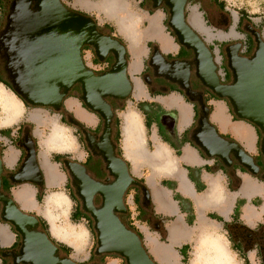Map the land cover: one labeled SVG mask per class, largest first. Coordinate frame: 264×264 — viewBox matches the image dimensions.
I'll return each mask as SVG.
<instances>
[{"label":"crops","instance_id":"1","mask_svg":"<svg viewBox=\"0 0 264 264\" xmlns=\"http://www.w3.org/2000/svg\"><path fill=\"white\" fill-rule=\"evenodd\" d=\"M83 1L81 9L95 18L98 28L105 31L103 27H109L106 34L121 42L126 49V73L132 85L131 93L125 100H108L114 112L110 123V144L125 160L130 175L137 181L124 195L127 208L122 215L124 224L139 234L157 264H188L197 230L209 225L231 240V248L243 263L261 264L264 251V157L260 152V139L263 133L249 121L237 118L228 101L216 96L196 74L194 52L180 45L167 25V6H155L152 0H115L116 4L124 3L126 13L123 17L121 12L110 15L96 7L98 0H85L87 4ZM211 1L209 4V0H189L186 16L213 52L220 80L227 83L231 79L225 58L228 49L241 43L239 53L251 54L255 47V33L259 32L264 38V11L251 16L243 9L231 12L222 0ZM128 13L133 16L132 20L127 18ZM193 13L195 23L191 18ZM86 52L89 59L88 62L84 60L86 66L97 73L108 69L114 61L111 53L99 61L90 49H83V57ZM201 99L209 108V122L217 133L227 142L239 145L253 159L258 166L256 173L250 172L247 162L231 150L224 157L209 155L196 144L193 135L201 116ZM21 103L25 110L24 103ZM63 109L99 136L103 120L84 108L78 94L72 92L64 100ZM125 113L136 119V128H131L129 134L123 131ZM30 118L43 122V116L37 118L30 113ZM23 125L25 123L15 128L0 126L3 170H14L22 158L18 137ZM138 129L141 130L138 132ZM32 135L37 143L33 131ZM80 139L78 145L82 153L69 159L83 165L92 161L98 171L105 172L101 156L91 157L84 140ZM42 145L47 150H61L70 142L56 146L43 139ZM36 149L44 179L38 192L40 200L37 201V190L30 183L12 187L10 192L24 210L33 212L41 220L52 241L64 247L68 254L78 253L70 244L71 237L82 239L84 235H91L94 238L88 216L57 158L62 155L51 158L45 153L40 154L37 144ZM86 174L90 179L94 177L89 170ZM144 189L149 200L144 198ZM46 190L50 194L42 202ZM53 209L55 213H52ZM15 243L14 232L1 221L0 248ZM91 249L92 246L88 250L83 248V257L89 259ZM112 258L106 256L104 264L112 261L113 264H123L121 258ZM0 261L10 264L9 261Z\"/></svg>","mask_w":264,"mask_h":264},{"label":"water","instance_id":"2","mask_svg":"<svg viewBox=\"0 0 264 264\" xmlns=\"http://www.w3.org/2000/svg\"><path fill=\"white\" fill-rule=\"evenodd\" d=\"M152 1L155 6H167V25L178 43L194 52L196 74L204 84L216 96L228 101L237 118L249 121L263 133L260 152L264 157L262 35L255 33V47L248 56L239 53L241 43L228 49L225 58L231 79L223 83L217 74L213 52L187 19L189 0ZM84 47H90L99 61L111 53L114 61L110 68L96 73L87 67L82 56ZM0 58L12 92L27 105L59 112L63 109L64 100L78 86L81 92L78 99L84 108L103 120L99 142L94 145L100 151L109 177L113 180L107 178L106 183L95 181L88 177L85 167L79 162L63 160L81 200V207L93 220L95 259L87 264H101L98 258L103 254L117 255L124 260V264H157L141 237L119 217L127 212L124 195L128 187L137 184L129 173L127 163L115 153L109 141L114 112L108 99L125 100L132 88L126 73L125 46L104 34L93 17L69 8L62 0H11L5 23L0 29ZM200 102L201 116L193 135L196 144L209 155L224 157L231 150L247 162L250 172L256 173L258 166L253 163V159L239 145L227 142L217 133L209 122V108L203 99ZM68 121L80 125L73 116ZM83 133L87 134L88 131L84 129ZM20 146L25 149V155L18 170L11 173L10 181L42 187L44 179L30 130L24 132ZM2 170L0 158V173ZM96 196L100 198L98 206L94 204ZM144 198L149 200L145 189ZM0 201L3 203L0 220L10 224L20 237L17 249L13 251L16 264H80L69 255L59 256V248L40 226L38 217L24 212L13 195L0 190Z\"/></svg>","mask_w":264,"mask_h":264},{"label":"rangeland","instance_id":"3","mask_svg":"<svg viewBox=\"0 0 264 264\" xmlns=\"http://www.w3.org/2000/svg\"><path fill=\"white\" fill-rule=\"evenodd\" d=\"M82 1L83 0H74L73 1L74 5H72V3H71L72 0H62V2L66 6H68L69 8H72L76 11L90 15V14L86 13L83 9H81L82 8ZM222 2L227 8H229V10L231 12L233 10H236V9H243V10L248 11L249 15L257 16L262 11H264V0H222ZM8 7H9V0H4V5L2 3H0V29L3 27V25L5 23V16H6V13L8 11ZM103 29L106 32H109V27L104 26ZM84 55H86V56L83 57V60H86L88 62L89 59L87 58V52L84 53ZM0 67L3 69V62L1 60V58H0ZM5 88L12 92V90H10L9 88H7V87H5ZM73 93L79 94V92L76 90H73ZM108 100L110 101L111 99H108ZM34 111H41L42 112V116H43V122L42 123L35 122L30 118V113L34 112ZM1 112H2V109L0 106V117L5 118V115L3 114V112L2 113ZM61 113L70 115L67 112L65 113L64 109H62L59 112H56V111L51 110V109L37 108V107H32V106L28 105V106H25V112L20 116V118L17 121L12 122L10 124L9 123H0V126L10 125L13 128H15L21 123H25L26 125H30L32 131L34 132L35 140L37 142L36 143L37 148H38V150H40V154L45 153L48 157H51V158L55 157L56 155L68 156L70 158V157L76 156L77 154L82 153V149L79 148V145H78V143L81 139L79 138L78 132L76 131V128L74 126H70L68 124L60 123L59 115ZM53 120L56 121L58 124L66 127L65 133L70 140V145H68L67 147H65L64 149H61V150L55 149V148L47 150L42 145V140L46 138V136L49 134V132L52 128V121ZM92 133H95V131H92ZM87 167H89V166L87 165ZM96 177L99 178L100 174L99 173L96 174ZM48 194H50V192L48 190H46L43 193L44 197L42 198V202H44V199ZM38 200L39 199H37V201ZM52 213H55L54 209L52 210ZM57 223L59 224V222H57ZM127 227L130 228L129 226H127ZM77 229H78V227H77ZM70 244H72L74 246V248H76V250H78V253H79V257H77V254H78L77 252L76 253L75 252L69 253V256L73 260L77 261L78 263H82V262H87L88 260L92 259V253H93V250L95 248L96 242H95V239L92 238L91 235H84L82 239H76L74 237H71ZM91 246H92L91 257L89 259H87V258L83 257V248H86L88 250ZM77 247H78V249H77ZM0 251L3 253L2 257H5L4 254L8 253L10 251V249L8 248V246H5L4 248H0ZM106 256H109L111 258L113 257L111 255H106V254L99 256L98 260L101 264H104V262H105L104 258ZM117 257H119V256H117ZM238 259H239V264H245L241 261V259L239 257H238ZM8 261L11 263L12 259L8 258ZM113 262L114 261L110 262L109 264H113ZM0 264H2L1 261H0ZM123 264H124V262H123ZM188 264H190V262H188Z\"/></svg>","mask_w":264,"mask_h":264},{"label":"flooded vegetation","instance_id":"4","mask_svg":"<svg viewBox=\"0 0 264 264\" xmlns=\"http://www.w3.org/2000/svg\"><path fill=\"white\" fill-rule=\"evenodd\" d=\"M10 1L11 0H9V3H10ZM200 2H202V0H199ZM0 3H2L3 5H4V0H0ZM210 3H212V1L211 0H209V4ZM216 5L218 6V4L216 3ZM104 34H106V32L105 31H103L102 29H100ZM106 35H109V34H106ZM85 49H90L91 50V52L93 53V51H92V49L90 48V47H85ZM94 54V53H93ZM113 63V62H112ZM112 63L109 65V67H108V69L110 68V66L112 65ZM107 70V69H106ZM105 71V70H104ZM96 72V71H95ZM103 72V71H102ZM97 73V72H96ZM101 73V72H100ZM0 80H3V81H6V79H5V74H4V71H3V69L0 67ZM7 82V81H6ZM74 90H76V91H78L79 92V94L78 95H80V90H79V88H78V86H76V87H74ZM111 100H115V99H111ZM71 116H73V115H67V114H64V113H61V116H60V118H59V120L61 121V122H65L66 124H68V125H70V126H74L75 128H76V131L78 132V135H79V137L80 138H82L83 140H84V144H85V147L87 148V152L89 153V155L91 156V157H93L94 155H96V156H98V155H100L101 156V154H100V151L95 147V142H99V136H100V134H101V132H102V129H103V127L101 128V129H99L100 130V134H99V136H98V134H97V132L95 131V133H92V131H88V129L84 126V124H82V123H80L79 122V126H77V125H74V124H72V123H70L69 121H68V119L71 117ZM84 129H86L87 131H88V133L87 134H85V133H83V130ZM27 130H30L31 132H32V129H31V126L30 125H23V126H21L20 127V130H19V137H18V141H20V143L22 142V137H23V134H24V132L25 131H27ZM98 130V131H99ZM22 148V147H21ZM22 151H23V155H22V158H21V160H20V162H19V164L17 165V167L14 169V170H12V171H9V170H2V172L0 173V177H1V191L4 193V194H8V195H11L12 196V194H11V192H10V189L12 188V187H19L20 185H22V184H24V183H20V184H14V183H12L11 181H10V175H11V173H14V172H16L17 170H18V168H19V166H20V164H21V162H22V160H23V157H24V155H25V149L24 148H22ZM59 160H60V163H61V165L63 166V168L65 169V171H66V173H67V177H68V180H69V182H70V184H72V179H71V177H70V175H69V173H68V171L66 170V168L64 167V164H63V160L64 159H69V157L68 156H59V157H57ZM101 158H102V156H101ZM103 159V158H102ZM72 160V159H71ZM72 161H74V160H72ZM104 161V160H103ZM81 164V163H80ZM83 165V164H82ZM87 165L89 166V167H87ZM84 167H85V172L86 171H88L89 170V172H91L92 173V175L94 176V177H92L91 179H93V180H95V181H99V182H105L106 183V179L107 178H109V181H111V180H113V178L112 177H109V174H108V171L105 169V172H102V171H98V168L96 167V164H92V161H88L86 164H84L83 165ZM105 167H106V163H105ZM100 174V177L99 178H97L96 177V174ZM103 175V176H102ZM102 177V179L100 180V178ZM34 188H36V190H37V192H36V194H35V197L36 198H38V192H39V187L36 185V184H31ZM73 185V184H72ZM74 186V185H73ZM132 185H130L129 187H131ZM128 187V188H129ZM74 188H75V186H74ZM75 197L77 198V200L79 201V203H80V205H81V200L79 199V197L77 196V190H76V188H75ZM39 200H40V198H39ZM124 203H125V200H124ZM94 204L95 205H99L100 204V198L98 197V196H96L95 198H94ZM125 205H126V203H125ZM18 206H20V205H18ZM3 207V203L0 201V210H1V208ZM23 211L24 212H27V213H31V214H34L33 212H31V211H26V210H24L23 209ZM87 216H88V219H89V221H90V224H91V228H92V230H93V220H92V218L88 215V214H86ZM122 215L123 214H120L119 215V217H120V219H121V221L123 222V218H122ZM39 219V218H38ZM1 221V220H0ZM39 221H40V226H41V220L39 219ZM124 223V222H123ZM7 225H9V227L11 228V230L14 232V230H13V227L10 225V224H7ZM131 229V228H130ZM93 233H94V230H93ZM14 234H15V236H16V243L14 244V245H11V246H9L8 248L10 249V251L8 252V253H6V254H4V256L5 257H2V255H3V253L0 251V260H5L6 261V263H9L8 262V258H11L12 259V262L10 263V264H16L15 262H14V257H13V251L15 250V249H17V246H18V242H19V240H20V237H19V235L18 234H16L15 232H14ZM94 239H95V233H94ZM96 242V241H95ZM247 242H249V241H247ZM53 243L59 248V252H58V254H59V256H64V255H69L68 254V252L66 251V249L64 248V247H62L60 244H58V243H56V242H54L53 241ZM261 264H264V260H263V258H264V254H263V252L261 253ZM95 259V256L93 255V253H92V259L91 260H88L87 262H82V263H80V264H87V263H89V262H91V261H93ZM123 262H124V260H123ZM18 264H21V263H18Z\"/></svg>","mask_w":264,"mask_h":264},{"label":"bare ground","instance_id":"5","mask_svg":"<svg viewBox=\"0 0 264 264\" xmlns=\"http://www.w3.org/2000/svg\"><path fill=\"white\" fill-rule=\"evenodd\" d=\"M115 2H116L115 0H98V5L96 7H98L99 9H102V10H106L108 12V14H110V15H114L115 13H119V14L122 13V15L124 17V13H126L124 11V3L122 2L120 4H118V3L116 4ZM87 3L88 2L84 1V4H87ZM129 15L130 14L128 13L127 16H129ZM195 17H196V15L193 13V15L191 17L193 23H195V21H194ZM127 18L132 20L133 16L130 15ZM0 106H1L3 114L5 115V118L0 117V123H9L10 124L12 122H15L25 112L20 99L15 98L10 93V91L7 90L4 87V85L1 83H0ZM31 114L35 115L37 118H40L42 116V112H37V111L31 112ZM125 118H126V122H125L126 124H125V129H123V131L126 130V132L129 134L131 132V128L135 127L134 125H135L136 119H134L133 116L129 113L126 114ZM139 130H141V129H138V132H139ZM139 135H140V133H139ZM45 139L48 142L55 144L56 146H60L62 144H67L68 142H70L69 138L67 137V135L65 133V128L62 125L58 124L54 120L52 121V128H51L49 134L46 136ZM190 261H191V259H190Z\"/></svg>","mask_w":264,"mask_h":264},{"label":"clouds","instance_id":"6","mask_svg":"<svg viewBox=\"0 0 264 264\" xmlns=\"http://www.w3.org/2000/svg\"><path fill=\"white\" fill-rule=\"evenodd\" d=\"M231 243L214 226L198 229L192 242L190 264H239L238 254L231 248Z\"/></svg>","mask_w":264,"mask_h":264},{"label":"trees","instance_id":"7","mask_svg":"<svg viewBox=\"0 0 264 264\" xmlns=\"http://www.w3.org/2000/svg\"><path fill=\"white\" fill-rule=\"evenodd\" d=\"M85 48V47H84ZM0 82L2 83V84H4L7 88H9L10 90H12V88H11V86H10V84L8 83V82H6V81H3V80H0ZM13 91V90H12ZM21 101H22V99L19 97V96H17ZM23 102V101H22ZM24 103V105L25 106H28L25 102H23ZM37 199H39V197L37 198ZM1 222V221H0ZM44 224L41 222V227L43 228V230L45 231V227L43 226ZM47 233V232H46ZM48 234V233H47ZM138 234V233H137ZM139 235V234H138ZM49 236V235H48ZM111 256H114V257H116L117 255H111Z\"/></svg>","mask_w":264,"mask_h":264},{"label":"built area","instance_id":"8","mask_svg":"<svg viewBox=\"0 0 264 264\" xmlns=\"http://www.w3.org/2000/svg\"><path fill=\"white\" fill-rule=\"evenodd\" d=\"M222 74V76L224 75L223 73H221Z\"/></svg>","mask_w":264,"mask_h":264}]
</instances>
